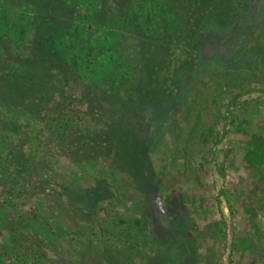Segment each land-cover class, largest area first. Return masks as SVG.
<instances>
[{"label":"rangeland","instance_id":"rangeland-1","mask_svg":"<svg viewBox=\"0 0 264 264\" xmlns=\"http://www.w3.org/2000/svg\"><path fill=\"white\" fill-rule=\"evenodd\" d=\"M154 1L0 0V264H264V0Z\"/></svg>","mask_w":264,"mask_h":264},{"label":"trees","instance_id":"trees-1","mask_svg":"<svg viewBox=\"0 0 264 264\" xmlns=\"http://www.w3.org/2000/svg\"><path fill=\"white\" fill-rule=\"evenodd\" d=\"M43 1L44 0H40V3ZM152 2L155 1L152 0ZM40 7L39 12L41 13V16L39 14L40 17L37 18V20H39V23L36 25L38 34L40 36L39 45L43 48L45 47L44 51L50 49V53L53 54L56 46L63 43V34L66 31L65 28L67 27L66 25H64V21L61 19L62 15L58 14V12L55 11L54 7L46 3L44 5L42 3ZM41 37L43 38L41 39ZM46 41H51V46L47 45ZM260 155L261 153L257 154V156H255L254 158L256 159V157ZM246 160L250 161L248 156Z\"/></svg>","mask_w":264,"mask_h":264}]
</instances>
